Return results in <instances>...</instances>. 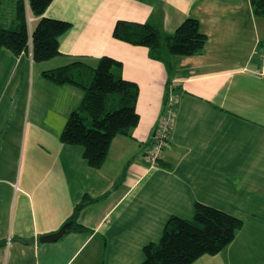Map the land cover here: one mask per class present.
<instances>
[{
	"label": "crops",
	"instance_id": "1",
	"mask_svg": "<svg viewBox=\"0 0 264 264\" xmlns=\"http://www.w3.org/2000/svg\"><path fill=\"white\" fill-rule=\"evenodd\" d=\"M5 5L10 10L9 0ZM44 16L71 25L59 38L60 55L37 63L30 52L0 50V264H141L143 247L158 243L168 218L192 219L196 203L252 216L264 206L254 201L264 192V78L257 76L264 65V16L253 14L250 0H53ZM188 18L207 40L196 56L170 57V74L147 48L112 36L117 21L170 35ZM102 57L120 62L122 77L137 84L139 122L128 136L113 139L103 166L94 169L82 146L64 144L58 135L83 92L51 84L42 73L75 62L95 68ZM20 75L31 101L52 119L54 135L50 144L23 151L15 181L11 96ZM167 95L177 99L175 120L161 160L151 165L147 154ZM115 164L120 171L113 176ZM123 183L128 188L114 203ZM84 197L91 202L78 215L79 228L41 243ZM242 221L229 245L193 264H264L260 229Z\"/></svg>",
	"mask_w": 264,
	"mask_h": 264
},
{
	"label": "trees",
	"instance_id": "2",
	"mask_svg": "<svg viewBox=\"0 0 264 264\" xmlns=\"http://www.w3.org/2000/svg\"><path fill=\"white\" fill-rule=\"evenodd\" d=\"M52 1L9 0V10L5 5L8 0H0V50L6 49L15 56L30 52L37 63L60 55L59 38L71 25L44 16ZM250 3L254 15L264 16V0H250ZM29 17L36 19L32 27ZM112 36L132 46L147 48L149 58L163 63L169 74L170 57L196 56L207 40L198 22L191 18L170 35L149 24L117 21ZM121 72L120 62L102 57L95 68L75 62L42 73L51 84L71 85L83 92L82 103L70 114L60 140L67 145L82 146L85 160L94 169L103 166L113 139L128 136L139 122L136 112L139 88L125 80ZM90 202L91 199L84 197L75 207L67 221L68 229L79 228L78 215ZM242 226L239 217L196 203L191 220L174 215L168 218L160 241L143 247L141 264H193L203 255L219 253Z\"/></svg>",
	"mask_w": 264,
	"mask_h": 264
},
{
	"label": "rangeland",
	"instance_id": "3",
	"mask_svg": "<svg viewBox=\"0 0 264 264\" xmlns=\"http://www.w3.org/2000/svg\"><path fill=\"white\" fill-rule=\"evenodd\" d=\"M32 24L33 23H30L31 27L33 26ZM25 81L26 77L21 75L15 77L14 89L15 93H17V96L15 99L13 96H11V179H15V181H18L21 172L20 170L22 165L21 160L23 158V151L31 148L32 145H35V147L38 149L41 144H50L52 141L51 136L54 135L50 130L52 119L48 117L44 110L36 106L34 101H31L30 96L27 93ZM59 134L61 135V133H58V135ZM112 163H116L113 158L109 160V164ZM112 171L113 176L117 175L116 171H120V168L117 166V164L112 167ZM118 175L121 176V173ZM127 188L128 186L123 183L116 189V192L113 194V197L115 196L113 199L114 203L117 200L116 198H119L124 192H126ZM112 190L113 192L115 191V189ZM137 190L134 189L130 197H128L130 199L126 200V202L128 201L129 203V201L132 199L131 197L136 193ZM118 194H120V196L116 197ZM254 201H256L258 204L259 202H264V192L258 193V195L254 198ZM232 212V214L238 216L239 218L241 217L244 222L253 220L251 225L259 228L260 231L258 233L261 235V237H264V206H260L258 208V212L254 213V216H252L251 213L248 215L245 210H235ZM160 239L157 242H159ZM261 248L264 250V245ZM256 254L260 255L261 252L256 250ZM262 255L264 256V251ZM262 260L264 262V259Z\"/></svg>",
	"mask_w": 264,
	"mask_h": 264
},
{
	"label": "built area",
	"instance_id": "4",
	"mask_svg": "<svg viewBox=\"0 0 264 264\" xmlns=\"http://www.w3.org/2000/svg\"><path fill=\"white\" fill-rule=\"evenodd\" d=\"M28 23H32V18H28ZM257 76L264 78V65L257 71ZM176 105V97L167 95L163 105V114L160 117L157 129L154 133L153 143L147 154V161L151 165H156L161 160L163 147L168 140L169 132L175 120Z\"/></svg>",
	"mask_w": 264,
	"mask_h": 264
},
{
	"label": "water",
	"instance_id": "5",
	"mask_svg": "<svg viewBox=\"0 0 264 264\" xmlns=\"http://www.w3.org/2000/svg\"><path fill=\"white\" fill-rule=\"evenodd\" d=\"M69 227V224H65L59 231H57L54 234L43 236L39 239L41 243H50L57 241L59 238H61L65 232L67 231V228Z\"/></svg>",
	"mask_w": 264,
	"mask_h": 264
}]
</instances>
